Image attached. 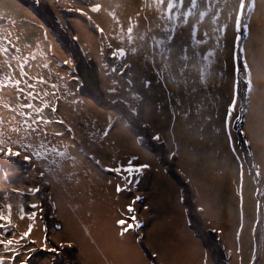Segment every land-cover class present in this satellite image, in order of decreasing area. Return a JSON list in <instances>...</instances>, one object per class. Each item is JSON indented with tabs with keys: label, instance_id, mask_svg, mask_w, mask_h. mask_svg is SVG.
Returning <instances> with one entry per match:
<instances>
[{
	"label": "rangeland",
	"instance_id": "374dc122",
	"mask_svg": "<svg viewBox=\"0 0 264 264\" xmlns=\"http://www.w3.org/2000/svg\"><path fill=\"white\" fill-rule=\"evenodd\" d=\"M175 13L156 0H0V92L9 91L0 94V131L57 149L46 159L0 154V213L11 205L0 240L18 241L12 253L0 245L4 264H264V0L245 10L247 28H236L222 0H197L187 23L167 20ZM168 35L164 60L157 41ZM118 48L124 57L112 56ZM84 65L96 69V85L81 76ZM45 101L52 123L26 136L21 113L32 110L22 106ZM119 220L138 226L124 231Z\"/></svg>",
	"mask_w": 264,
	"mask_h": 264
},
{
	"label": "snow or ice",
	"instance_id": "6c2138e0",
	"mask_svg": "<svg viewBox=\"0 0 264 264\" xmlns=\"http://www.w3.org/2000/svg\"><path fill=\"white\" fill-rule=\"evenodd\" d=\"M220 2V0H218V3ZM166 4V9L169 13L172 12L173 9H176V13L175 15H168L167 16V20L169 21H173L175 22L177 19H179L181 16H183L184 18V23H187V18L189 15L192 14V10L195 9L197 7V0H190V6L188 7V10L186 12L181 13L180 12V8L184 5V0H156V5L157 7L160 6H164ZM99 5H96L92 10L93 11H98L99 10ZM222 7L225 9L229 10V18L231 19L233 17V14H235L234 16V20H235V26L237 29H240L241 26L247 28L248 27V23L245 22V10L247 9V11L250 13L253 11L254 9V0H235V3L233 2V0H222ZM206 15L205 12H200L199 16L201 19H203V17ZM215 19V17H214ZM251 17H247V21L250 22ZM173 31H175V27H173L172 29ZM99 31L103 32L104 30L101 28L99 29ZM128 40L129 42L133 41V37L131 35L133 29L132 27L128 28ZM205 36L208 35L207 32L204 33ZM217 42H219L220 37L218 36L217 38ZM173 40V36L172 35H168L166 36V38L164 39H160L157 41V44L161 46L160 49V55L162 57V59L167 60V57L164 56V52L171 51V48L167 47ZM206 40H197L196 43L197 44H201V43H206ZM138 49L136 47H133L131 49L132 52H136ZM4 51L6 52L7 49H4ZM186 51V49H185ZM197 55H199V53H196ZM126 55L125 50L123 48H118L117 50L112 52V56L113 57H124ZM155 55V54H154ZM214 55V53L212 51H209L205 56H203V59L205 61H207L206 64H204L201 68H200V82L201 83H206L207 81V77L210 75L208 69L212 63V61L209 59V57H212ZM183 59H187V56L185 55L183 57ZM27 61L25 60V63ZM65 63H67V61H65ZM9 67H11V65H9ZM20 69H21V74L22 75H27V73H25L23 71L24 69V64H20L19 65ZM129 65L125 64L124 68H128ZM245 67H248L247 65V61H245ZM164 68L167 69L168 68V64L165 63L164 64ZM113 71H115V69H113ZM121 71H123V69H121ZM9 80L12 84H14L18 90L19 93H23L24 89L22 87H20L21 85V81L20 80H11V78L9 77ZM39 83H44V81L41 79L39 81ZM131 83V81H129V84ZM0 86H4L2 84H0ZM247 86H248V91L249 94H251L252 91V79H251V70L249 69V73H248V81H247ZM29 89H33L34 85L29 84L28 85ZM53 88H56V85H52ZM26 96L30 99H35V95L33 91H28L26 93ZM233 105L235 104V100L232 102ZM25 109H31L32 111H28V112H22L21 115L25 117L24 120V125L25 127L23 128L24 133L26 134V136L31 135V133L36 132L37 134H39V123L43 122L44 124H49L52 123V121L49 120H44V117L42 115L44 108L49 107L48 103L45 101L41 107H35L33 105V103L29 102L26 103L22 106ZM246 107V105H245ZM51 110L53 112L56 111V107L52 106ZM135 111V110H133ZM33 112H35L37 114L36 118H32L33 117ZM29 120L31 121L29 123ZM57 123H63V121H57ZM33 125H36V127H33ZM11 131L13 133L19 134L22 129L20 127H14L11 129ZM57 136L62 135L61 133H56ZM155 139H159V137H154ZM16 144L18 146V150H13L12 145ZM6 146V148H5ZM19 149H23L26 153L31 151L32 155H34L37 159H41L47 158V153L49 152H56L57 149L55 147H51L49 148L45 143H40L37 147L34 148L33 144L31 143H22L20 142V140H16L13 141L10 135H7L5 132L0 131V154H3L4 156H8V157H19L21 155V152ZM61 156H65L66 153L65 152H60L59 153ZM32 157L30 155L25 154L23 159L25 161L30 160ZM96 163H99V161H96ZM147 167V165H141L140 168H136L133 169L131 167H129L127 169L128 172H132V171H140L142 168ZM113 171H119V169H113ZM44 173L41 172V176H43ZM38 191V190H37ZM32 207H36V205H32ZM8 210H9V214L8 215H3L2 213H0V221H7L8 224L11 223V205H8ZM129 210H131V206L129 208ZM34 216V214H33ZM23 218V216L21 217ZM136 218L132 217V220L134 221ZM118 223L124 227V231H127L130 228H134L137 227L138 225L136 224H128L125 220H119ZM0 227H6V225H0ZM32 231V226L29 225V228L27 231H25L23 233V236L21 237V239H23V237H27ZM123 234V233H121ZM14 243H18V241H14L12 239H9L7 241L4 240H0V245H4L7 249L9 253H12L14 251V249H12L10 246L13 245ZM18 255V254H17ZM253 259H255V257H253ZM0 264H4V259L2 256H0Z\"/></svg>",
	"mask_w": 264,
	"mask_h": 264
},
{
	"label": "water",
	"instance_id": "95a60500",
	"mask_svg": "<svg viewBox=\"0 0 264 264\" xmlns=\"http://www.w3.org/2000/svg\"><path fill=\"white\" fill-rule=\"evenodd\" d=\"M240 38H239V41H237V46H236V54H237V57H238V59H239V63H238V74H240V72H241V62H240ZM238 80H240L242 83H243V80L239 77V75H238ZM238 85V84H237ZM237 88H238V86H237ZM254 238H255V241H257L258 242V238H259V236H260V231H259V227L256 225L255 226V228H254ZM257 245H259L258 243H256ZM220 252V255H222V257H224V253L222 252V251H219Z\"/></svg>",
	"mask_w": 264,
	"mask_h": 264
},
{
	"label": "trees",
	"instance_id": "16d2710c",
	"mask_svg": "<svg viewBox=\"0 0 264 264\" xmlns=\"http://www.w3.org/2000/svg\"><path fill=\"white\" fill-rule=\"evenodd\" d=\"M240 46V45H239ZM240 48V47H239ZM81 76L84 77L85 79L89 80V83L90 84H94L96 85L97 84V77H96V74L95 72L93 71V69L91 67H88L86 65H84L82 68H81ZM132 116V115H131ZM135 129V128H133Z\"/></svg>",
	"mask_w": 264,
	"mask_h": 264
},
{
	"label": "flooded vegetation",
	"instance_id": "af4514ba",
	"mask_svg": "<svg viewBox=\"0 0 264 264\" xmlns=\"http://www.w3.org/2000/svg\"><path fill=\"white\" fill-rule=\"evenodd\" d=\"M64 49H65V48H64ZM130 118H133V117L130 116ZM130 118L127 119V124H126V126H127L128 128H132V129H133V126H132L133 123L130 121ZM216 247H217V246H216ZM213 251H214V256H215V254H219L217 248H213ZM215 264H218V261H216V259H215ZM221 264H227V259L225 258V260H222V261H221Z\"/></svg>",
	"mask_w": 264,
	"mask_h": 264
},
{
	"label": "bare ground",
	"instance_id": "6f19581e",
	"mask_svg": "<svg viewBox=\"0 0 264 264\" xmlns=\"http://www.w3.org/2000/svg\"><path fill=\"white\" fill-rule=\"evenodd\" d=\"M40 8H41L42 10H46L45 7H44L43 5H41ZM0 89H2V88H0ZM8 93H9V91H2V92H0L1 96H5V95H7Z\"/></svg>",
	"mask_w": 264,
	"mask_h": 264
}]
</instances>
